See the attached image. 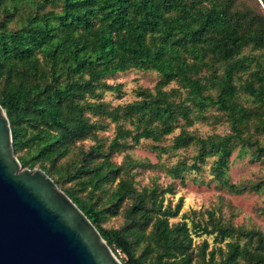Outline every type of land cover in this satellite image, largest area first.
I'll use <instances>...</instances> for the list:
<instances>
[{
    "label": "trees",
    "instance_id": "obj_1",
    "mask_svg": "<svg viewBox=\"0 0 264 264\" xmlns=\"http://www.w3.org/2000/svg\"><path fill=\"white\" fill-rule=\"evenodd\" d=\"M254 1L256 10L234 8V0H0V105L14 153L22 167L53 179L115 255L123 254V264H264L262 231L224 222L211 210L206 218L188 221L183 213L171 222L181 200L171 207L155 187L137 190L126 176L134 160H111L128 138L159 141L212 104L229 132L199 137L181 128L174 146L194 144L196 154L188 167L179 162L169 171L182 181L183 171L214 157L213 178L230 192L243 191L224 175L236 147L250 150V160L264 157V0ZM54 4L58 10L48 9ZM130 69L157 71L154 91L138 90L139 100L113 108L89 100L116 89L105 78ZM171 82L178 87L165 89ZM241 95L255 106L244 105ZM87 112L114 123L105 147ZM90 134L95 142L80 157L59 163ZM115 180L99 204V193ZM263 187L264 179L251 185ZM126 200L122 225L103 227ZM201 235L213 236L209 250L207 241L195 250Z\"/></svg>",
    "mask_w": 264,
    "mask_h": 264
},
{
    "label": "rangeland",
    "instance_id": "obj_2",
    "mask_svg": "<svg viewBox=\"0 0 264 264\" xmlns=\"http://www.w3.org/2000/svg\"><path fill=\"white\" fill-rule=\"evenodd\" d=\"M244 5L253 9H258L254 0H234V8H241ZM56 10L59 5H49ZM257 7V8H256ZM16 18V17H15ZM12 28L16 27L15 20L9 23ZM244 49V52H248ZM159 74L155 70L130 69L118 72L105 78V82L116 86L113 90H98L96 97L89 100L103 102L108 108L122 106L127 103L139 100L137 91L141 89L154 91V86L159 79ZM178 87L176 82H171L165 89ZM240 101L244 105L254 107L255 104L250 98L241 95ZM194 112V111H193ZM91 121L99 123L100 127L94 130L96 137L102 142L104 147L109 143L114 134V123L108 122L103 115H96L90 112L86 114ZM180 120L172 133L164 135L159 141L150 139H140L137 143L130 141L120 149L112 152L111 160L116 164H122L128 159L134 160V164L129 167L127 177L137 190L143 187H155L163 196V203L174 207L178 200H181L179 213L170 218L171 222H177L181 215L186 213L188 221L193 219L206 218V211L211 210L215 216H219L224 222L234 226H241L245 229H259L264 234V187L260 190L251 188L254 182L264 179V157L250 160L251 151L240 152L238 147L233 149L228 159V167L224 179L229 183H235L243 191L230 192L222 180L213 178L211 165L214 157H207L199 170L186 169L183 171V180L170 173V168L181 162L188 167L194 161L196 146L189 144L176 147L173 138L180 129L183 128L189 133L199 137H206L212 134H226L229 132V125L223 112L215 105H208L202 112L201 117L191 125L182 126ZM127 128H133L128 122L124 123ZM252 132V129H251ZM264 143V133L260 136ZM95 142L92 134L77 141L76 146L60 164H68L81 156L80 149L87 150ZM115 181L108 182L99 193V204L104 202L114 188ZM67 185V184H66ZM129 203L126 200L119 209V214L109 216L102 223L103 227H119L123 222V209ZM195 250L200 248L202 241L208 242V250L213 245V236L201 235L195 237ZM119 259H124L123 254H119Z\"/></svg>",
    "mask_w": 264,
    "mask_h": 264
},
{
    "label": "water",
    "instance_id": "obj_3",
    "mask_svg": "<svg viewBox=\"0 0 264 264\" xmlns=\"http://www.w3.org/2000/svg\"><path fill=\"white\" fill-rule=\"evenodd\" d=\"M0 264H123L44 170L22 167L1 105Z\"/></svg>",
    "mask_w": 264,
    "mask_h": 264
}]
</instances>
